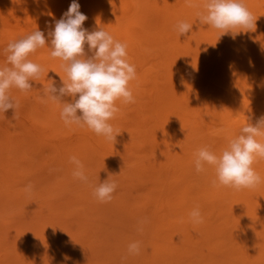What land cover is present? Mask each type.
<instances>
[{"label": "bare ground", "instance_id": "6f19581e", "mask_svg": "<svg viewBox=\"0 0 264 264\" xmlns=\"http://www.w3.org/2000/svg\"><path fill=\"white\" fill-rule=\"evenodd\" d=\"M80 1L83 4L84 0ZM71 2L68 0L65 5ZM192 3L193 7L187 6L185 0H92L90 4L80 6V11L88 17L83 27L92 31L100 26L116 40L125 43L128 62L136 68V79L129 84L135 103L123 104L118 100L116 105L119 112L110 121L120 133L116 141H108L87 129L81 140L74 139L59 152L58 157L65 156L58 167L45 169L47 166L43 163L46 154L55 155L58 152L56 146L49 143L51 137L62 127L73 134L87 127L65 126L60 114H55V109H60L61 104L50 101L44 93L31 100L32 107L27 104L21 107L20 118L16 122L20 127L18 130L25 132L28 129L33 136L27 139L30 144L25 150L29 149L28 152L33 155L25 161L27 166L34 171L43 165L35 172L34 178L43 181L55 178V175L62 181L73 178V165L69 163L73 155L82 161L90 179L107 178L114 172L113 169H117L118 173L122 171L119 185L126 182V190L122 189L121 195L114 192L113 199L106 203L93 195L94 199L88 201L85 209L87 212L77 216L81 221L80 229L91 222L85 223L83 219L90 220L93 217L96 221L106 223L107 231L103 232V237L121 242L119 252L112 249L105 255L98 251L99 257L110 264H122L121 258L127 255V246L133 241L141 242V252L139 255H128L123 264H264V230L256 228L257 225L264 226V210L258 204L253 207L249 197L254 195L256 187L246 189L241 202H235L231 196L233 188L226 187L224 191H219L217 186H212L211 181L215 178L213 167L205 165V170L197 173L194 164L197 150L208 146L213 138L206 136L213 122L208 120L209 115L217 121L219 118L229 121L234 113L242 109L246 119H256L253 125L264 117V80L258 79L261 74L264 77V73L259 70V66L264 64L259 65L261 59L264 62V45L260 42L264 37V26L261 24L264 21V0H244L253 17L257 18L254 31H242L235 37L229 32L220 38L219 30L200 23L196 15L202 10L205 0H192ZM118 4L125 6L126 14L116 13ZM158 8L163 9L162 15H154ZM180 21L193 24L192 30L179 35L175 26ZM5 26L9 28V22ZM124 26H127L125 35L123 30L120 32ZM11 27L14 29L15 24L12 23ZM46 39L50 40L48 37ZM49 46L44 47V50L47 47L46 53L50 52ZM152 52H156L155 61L152 60V66L156 69L148 66ZM57 59L54 62L51 59L53 65ZM258 59L260 61H256ZM62 63H56V69L60 76L66 78ZM214 70L217 72L219 90L206 91L205 86L215 80ZM58 74L52 73L50 77V80H57V87L61 86ZM146 77L150 78L149 86L141 82ZM20 121H25L26 126L21 127ZM38 124H43V127ZM229 125V134L215 135L218 137L217 144L210 149L217 154L227 147L231 138L240 133L242 124L231 121ZM38 131L46 132V137ZM15 138L16 143L20 138L17 135ZM165 141L174 148L173 153H166ZM116 144L119 146L116 147ZM14 152L12 156L0 159V180L21 176L18 168L14 165L11 167L10 162L14 163L17 161L15 157L23 154L19 151L14 156ZM129 162H132L131 165H126ZM256 163L254 169L264 177V162L261 165ZM194 178H198L202 188L192 185ZM139 181L140 184H137ZM132 185L136 187L133 190L131 188L129 193L127 188ZM155 185L165 187L153 191ZM74 186L73 191L76 193L67 195L68 199H80L82 194H93L91 190H83V184ZM11 189L13 196L6 200L0 194V209L9 204L31 206L30 199L33 197L28 196L29 192ZM255 194L259 196L257 191ZM132 199L141 205L147 204L151 208L146 213L148 215L137 214L131 205ZM166 199L170 203L168 207ZM196 206H199L203 216V222L199 224L192 223L189 217ZM124 218L128 223L125 227ZM140 221H146L142 225V232L137 231ZM35 222H30L33 231H41L43 227L39 226L38 220ZM24 228L23 234L26 233ZM240 243L243 246L240 247Z\"/></svg>", "mask_w": 264, "mask_h": 264}, {"label": "clouds", "instance_id": "9594fccd", "mask_svg": "<svg viewBox=\"0 0 264 264\" xmlns=\"http://www.w3.org/2000/svg\"><path fill=\"white\" fill-rule=\"evenodd\" d=\"M185 2L189 7L194 6L192 0ZM196 15L200 23L219 30V38L229 32L235 37L242 31H254L257 19L244 0H205L202 10ZM87 19L77 0H72L61 18L54 21L53 29L48 32L50 40L37 27L7 43L3 48L5 62L0 66V113L13 109V118H18L19 101L13 99L10 91L15 88L27 93L33 88L32 82L38 81L45 70L29 57L50 43V56L63 61L61 67L66 78L56 73L61 78V86L57 87L52 80L43 86L44 95L61 104L60 118L65 126H86L96 135L116 141L120 133L110 121L119 112L118 100L123 104L135 103L129 84L136 79V68L128 62L127 45L100 26L92 31L85 29L83 24ZM192 27L193 24L187 21H180L175 26L179 35L189 33ZM65 97L71 99L66 100ZM260 138H264V117L255 125L249 122L242 125L239 135L231 138L220 154L208 146L199 148L195 153L196 172H203L205 165L213 167V187L255 188L262 182V177L253 167L258 159L264 160V140ZM69 163L73 165V177L87 183L89 178L82 161L73 155ZM116 189L117 183L109 177L94 188L93 195L100 202H110ZM189 217L194 224L203 222L199 206L191 210ZM139 223L137 231L142 232L146 221ZM140 252V241L129 243L127 255L121 258L122 264L128 255H139Z\"/></svg>", "mask_w": 264, "mask_h": 264}, {"label": "rangeland", "instance_id": "374dc122", "mask_svg": "<svg viewBox=\"0 0 264 264\" xmlns=\"http://www.w3.org/2000/svg\"><path fill=\"white\" fill-rule=\"evenodd\" d=\"M51 1L53 2L54 5H52ZM67 1L68 0H54V1L53 0H0V32H1L0 33V66H3L5 62V55L3 54L2 48H4V46H6L9 41L23 37L27 35L28 31L29 34L37 27L40 28V30L45 33V36L47 38L48 32L53 29L52 26L54 27V21L60 19L66 8H68L69 4H71L68 3V6H66ZM91 1L92 0H88V2H86V0H84L83 4H81L82 1L80 0L77 2L78 3L80 2V6L83 7L84 4L85 5L90 4ZM50 5H52V7ZM116 8H117L116 9L117 14L122 12L126 14L127 12V9L123 4H118ZM163 13L164 12L162 8L155 9L154 11V15L156 14L162 15ZM56 14L57 17H55ZM50 17L53 20H51ZM36 18L38 20H36ZM37 21H39V23ZM6 22H9L10 24L9 28L5 26ZM12 23L15 24L14 29H12L11 27ZM261 24L262 26H264V21H262ZM44 25H46L47 28ZM126 28L127 26L126 27L124 26L123 28L120 29L121 33L124 31L123 32L124 35L126 32ZM1 30H3L4 34L2 33ZM262 30H264V27H262ZM254 37L256 38L257 36ZM260 42L261 45H264V37L260 39ZM48 48L49 50H51L50 47ZM43 50L44 48L38 49L34 54H32V56L29 57L33 62L39 60L37 61V63L40 64L45 70L41 74V78L38 81L32 82L33 88L27 93L21 92L20 90L15 88L11 89L10 91V95L12 97L16 95L14 98H18L17 101H19L20 107L18 109V118H20L19 113L21 111V107L24 106L25 104L29 105V107H32V105H30L31 100H33L38 94H43L44 93L42 92L43 86H47L49 83L52 82V80H50L52 73L56 74L59 72L56 69L58 66L56 63L60 62L61 60L59 59L58 61V59L56 58L57 61L55 65H53L51 59L52 61L53 60L55 61L56 59H53L50 56L49 51H47L48 53H46V51ZM155 56H156V52H152V55L149 56L151 63H149L148 66L153 65L152 60L155 61L154 59ZM256 61H260V60L258 59ZM261 61L259 65L264 63ZM52 66H54L52 70L53 72L51 71ZM259 68L258 69L262 71V73H264V64H262L261 67L259 66ZM153 69L156 68L153 67ZM213 74L215 75V80L211 82L209 81L210 83L207 84V86H205L206 91L219 90L218 84L216 82L217 79L216 70L213 71ZM258 79L259 81L260 79L264 80L262 74L258 76ZM56 81L57 80H55L54 82ZM141 82L144 85H148V86L151 85L149 77L143 78ZM56 86H58L57 83ZM216 96H218V94L215 95V97ZM214 102H217V100H215ZM216 105L219 106L220 104L217 102ZM59 107L60 109L59 108L55 109V114H60L61 106ZM13 116H14L13 109H9L5 113H0V159L2 158L4 159L5 157L12 156L13 151H15L16 153H19V151L21 153L22 151L21 154H23L24 156L20 154L16 156L14 152L15 154L14 156H16L15 159L17 161L14 162L12 160V162L14 163L10 162L11 167L16 166V168H18V173L21 176H16L14 178H3V180H0V194H3V197H5L4 200H6L10 196H13L11 189L13 188L16 189L17 191L29 192L28 196L30 198L31 197L33 198L30 199L31 201L30 207L29 206L20 207L19 205L9 204L6 207L0 209V264H13V263L35 264L36 262H40V264H110L106 261H103V257H99L98 251H101L105 255L108 252H112V249L116 250V252H119L121 247V242L116 241V239L113 240L109 237H103V232L107 231L106 223L96 221L92 217L90 220L83 219L85 223H87V221H91V222H89L88 224H84L83 229L79 228V226H81V221L79 218H77V216L78 214H85L87 212L85 209L88 207L87 205L88 201L94 199L93 194L92 193H89L88 195L82 194V198L80 199H76V198L68 199L67 195L75 194L76 191H73V188L75 187L74 185L78 186L79 184H83L82 188H84L83 190L87 189L86 192L90 190L94 191V188L98 186L100 182L105 181L109 177L111 178V180H115V182L117 183V189L115 190V192L116 194H120L122 192L121 190L124 189V185H126V182L123 184L120 183L121 186L119 185V180L121 179L119 178V176L122 174V171L118 173L117 169H113L114 172L110 176H107V178L106 177L96 178V180L89 178L87 183L80 182L78 179H75L74 177L66 178V179L62 178L65 179V181L58 180L60 178H56L55 174H53L55 175V178H48L46 181H43L41 178H34L35 172L38 170V168H42L43 165L36 167L38 163L36 164L34 163V165H36L35 166L36 169L34 171H32L33 169L27 166L25 161L28 160V158L33 155H31L32 154L31 152H28L29 149L27 151L25 149H27V146L30 144L27 143L30 142L27 141V139L33 136L31 135V131H29L28 129H26L25 132H21L20 130H18V128H20L16 123L18 118L14 119ZM208 120L210 122L213 121L212 124L210 123L212 129L207 133L208 135H206L209 137L211 136L213 137L212 140L208 142L209 148H213L217 144L218 137H216L215 135L223 136L229 134V132L231 131V129L229 128L230 126L229 123L231 121L239 122V124L242 125L248 122L252 124L256 122L255 118L246 119L245 113L243 112L242 109L241 110L239 109L237 113H234L229 121L221 120L220 118L217 121L215 120V118H213V116L210 115L208 117ZM37 122L40 123L39 120H37ZM20 123H21L20 125L21 127H23V125L26 126L25 121H20ZM217 123H219L220 125H218ZM39 126L43 127V124ZM87 129L88 128L86 129L83 128L82 129L83 131H78L73 134L70 133L66 128L62 127V129L59 130L56 134H54L51 137V139L49 138L50 139L49 143L55 145L56 150L58 152L57 153L54 152L56 153L55 155H52V153H48V154L45 153L47 156L44 157L45 160L43 163L47 166L45 167V169L47 168L51 169L50 168L51 166L58 167L59 164L62 162V157L65 156V155H61L58 157L59 152H61L62 149L66 148L69 145V143H72L74 139L78 141L81 140L83 135L87 133ZM219 130L221 132H219ZM38 133L46 137L44 135L46 132L38 131ZM16 135L20 139L15 143L14 141L16 140L15 138ZM167 142L168 141H165L164 144H166ZM118 146L119 144H116V147ZM16 148H18V151H16ZM25 151L26 153H24ZM173 152H174V148L166 144V153H173ZM33 160L35 162V159ZM262 162H264V160L258 159L256 164L261 165ZM131 163L132 162L126 163V165H131ZM24 168L26 169V171ZM63 182L64 185H62ZM136 183L140 184V181ZM193 184L197 186V188L198 187L202 188L201 182H198V178H194L192 185ZM2 185H4V187ZM69 186H73V187L71 188ZM135 187L136 185H132L129 188H127L129 193L131 188L133 190L135 189ZM164 187L165 186L160 187V185H155L153 186L152 189L153 191H157L160 190V188L164 189ZM217 187L219 191H224L226 188L224 186H217ZM69 188L72 190H70ZM245 190L246 189H241V190L231 189V196L234 197L233 200H235V202H239V201L241 202V196H243ZM256 191L257 193H259L257 194L259 196H256L255 194ZM255 193L253 196H249L251 199L252 206L256 207L255 204H258L259 208L264 210V203L262 204L259 203V202H264V177H262V182L256 186ZM133 198H135V196H133ZM135 199H132L131 205H133L136 213L148 215L146 213L149 212L151 208L147 204H143V203L142 205L139 204V202ZM165 202L167 203V207H168L170 204L168 199H166ZM217 202L218 203L220 202L219 198L217 199ZM138 205L139 207H137ZM35 213L36 215H34ZM32 214L34 216L31 217ZM126 217L127 215H125V218ZM125 218H124L125 224L123 225V227L128 226V223H126L127 220ZM37 220L39 226L43 227V229L39 232L37 230L33 231V227L30 224V222H34L36 224L35 221ZM130 225L131 224H129V226ZM23 226H25L24 228L26 232L25 234L22 233ZM226 227H228V225ZM256 228L259 230H264V226L261 225H257ZM116 231H117V227H116ZM239 245L240 247L243 246L242 243H240Z\"/></svg>", "mask_w": 264, "mask_h": 264}]
</instances>
